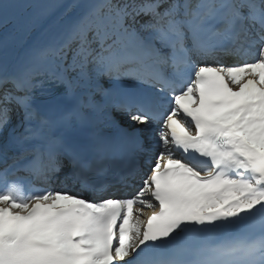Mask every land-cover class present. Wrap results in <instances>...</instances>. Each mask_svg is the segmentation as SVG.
Instances as JSON below:
<instances>
[{"label": "snow or ice", "instance_id": "obj_1", "mask_svg": "<svg viewBox=\"0 0 264 264\" xmlns=\"http://www.w3.org/2000/svg\"><path fill=\"white\" fill-rule=\"evenodd\" d=\"M0 264H264V0H0Z\"/></svg>", "mask_w": 264, "mask_h": 264}]
</instances>
